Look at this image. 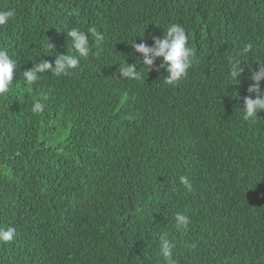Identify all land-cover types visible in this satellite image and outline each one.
Listing matches in <instances>:
<instances>
[{
  "label": "trees",
  "instance_id": "obj_1",
  "mask_svg": "<svg viewBox=\"0 0 264 264\" xmlns=\"http://www.w3.org/2000/svg\"><path fill=\"white\" fill-rule=\"evenodd\" d=\"M9 9L0 48L17 70L0 96V227L16 237L0 264H164L162 235L175 264H264V112L241 118L264 62V0H0ZM173 23L195 52L186 78L169 86L141 63L140 79H120L119 65L137 62L133 40L153 46ZM91 27L99 55L90 34L70 75L25 84L33 63L73 51L69 29Z\"/></svg>",
  "mask_w": 264,
  "mask_h": 264
},
{
  "label": "clouds",
  "instance_id": "obj_2",
  "mask_svg": "<svg viewBox=\"0 0 264 264\" xmlns=\"http://www.w3.org/2000/svg\"><path fill=\"white\" fill-rule=\"evenodd\" d=\"M15 15L14 10L0 11V26L6 25ZM68 40H71V48L67 54L57 53L53 62L49 60H41L39 63H33V67L23 72V79L27 86L35 85L42 74L51 73L54 77L70 75L80 64L81 58H87L91 52L89 35L95 36L97 41V51L94 55H99L102 49L99 42L104 39L103 35L97 33L95 27H91L85 31L79 28L69 29L67 32ZM153 46L147 43H136L133 40L134 53L139 54L135 64L119 65L118 75L120 79L138 80L140 79V71L137 70L139 64H143V68L150 70L164 69L167 75L163 78L164 83L169 86L178 84L182 79L186 78L188 70L192 67L194 50L188 46L189 36L186 29L178 23L170 24L167 31L164 32L163 38L152 36ZM49 49H55L51 43L47 45ZM252 44H246L240 51L241 56H245L252 52ZM142 57V60L140 59ZM161 62L157 66V61ZM258 68L252 71L251 83L247 89L248 96L243 98V109L241 110L242 119L249 123L256 122L258 113L264 112V88L261 87L264 82V62H256ZM17 70L16 61L9 55L8 51L0 48V96L7 94L13 85L14 72ZM244 72V65L239 58L234 57L230 62L229 76L231 79L239 82V77ZM254 94V98H253ZM239 98V95L236 97ZM46 99V97H45ZM45 105L39 100L35 101L31 109L33 114L43 113ZM180 184L189 192L192 191V183L187 176L180 177ZM177 230L187 229L190 219L188 216L177 212L175 215ZM16 237L15 227H0V244L8 245L14 241ZM160 255L164 264H175L174 243L165 236L159 239Z\"/></svg>",
  "mask_w": 264,
  "mask_h": 264
}]
</instances>
